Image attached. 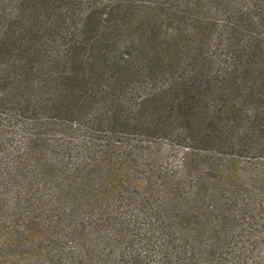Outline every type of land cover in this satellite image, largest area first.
<instances>
[{
    "label": "trees",
    "instance_id": "1",
    "mask_svg": "<svg viewBox=\"0 0 264 264\" xmlns=\"http://www.w3.org/2000/svg\"><path fill=\"white\" fill-rule=\"evenodd\" d=\"M264 0H0V264H254Z\"/></svg>",
    "mask_w": 264,
    "mask_h": 264
},
{
    "label": "rangeland",
    "instance_id": "2",
    "mask_svg": "<svg viewBox=\"0 0 264 264\" xmlns=\"http://www.w3.org/2000/svg\"><path fill=\"white\" fill-rule=\"evenodd\" d=\"M259 243L260 251L254 264H264V232L262 234V238H259Z\"/></svg>",
    "mask_w": 264,
    "mask_h": 264
}]
</instances>
